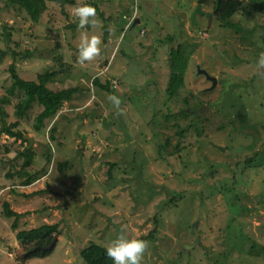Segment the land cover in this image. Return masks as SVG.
<instances>
[{"label": "rangeland", "instance_id": "rangeland-1", "mask_svg": "<svg viewBox=\"0 0 264 264\" xmlns=\"http://www.w3.org/2000/svg\"><path fill=\"white\" fill-rule=\"evenodd\" d=\"M124 1L55 2L34 23L0 0V100L10 99L0 103V133L14 125L25 138L0 134V192L20 204L18 231L58 226L14 248L17 235L3 217L0 236L6 245L15 242L5 257L17 264H85L81 252L90 243L105 247L124 231L147 241L141 264H264V67L258 66L264 15L235 16L234 23L255 30L244 38L214 15L217 0ZM238 1L249 11L261 2ZM77 3L96 8L98 23L86 28L101 41L100 54L83 64L71 15ZM198 5L203 14L193 25ZM119 6L120 16L133 17L125 33ZM180 45H190L193 55L184 86L170 98L169 59ZM11 68L29 82L57 73L49 89L79 92L37 130L44 108L35 103L17 116L23 95L8 93ZM198 68L216 78L215 88ZM32 175L38 192L17 193ZM57 236L50 257L21 261L34 248L50 250Z\"/></svg>", "mask_w": 264, "mask_h": 264}, {"label": "trees", "instance_id": "trees-1", "mask_svg": "<svg viewBox=\"0 0 264 264\" xmlns=\"http://www.w3.org/2000/svg\"><path fill=\"white\" fill-rule=\"evenodd\" d=\"M260 1H261L260 3H257L254 6V9H251L249 11L247 7L241 5L238 0H217L214 6V15L221 20L224 28L233 29L236 33H241V35L244 36V38H253L255 34L254 29L242 28L237 23H234L233 19L239 13H242L247 17L248 16L253 17L259 13L264 15V0H260ZM49 2L50 4H48ZM55 2H59L64 5L67 3L72 4L74 1L73 0H9L8 3L11 4L12 6L18 7L19 9H23L25 12H27V14L34 23H38L40 17L47 11V8L53 6V3ZM187 46L180 45L177 50L172 49V52L170 54L169 67H170L171 75H170V82L166 89V93L170 98H174L179 93L181 88L184 86V80L182 78L189 69L193 55V50H191ZM1 58H4V55ZM10 73L14 80V83L8 89L9 95L10 96H15L16 94L23 95V99L20 103L21 105L18 106V111L16 113L17 116L24 117L28 109H30V107L35 103H37L38 105L44 108L43 112L38 117L39 126L37 127V130H40L42 128L45 120L54 118L57 115V113L62 109L64 104L70 101L71 99H73L74 95L78 94L79 92V88L67 89L59 92H55L49 89L48 84L57 75V73L47 72L44 75H39L36 82H29L23 79L22 77L19 76V74L14 68L10 69ZM95 82L96 85L102 87L105 91L110 92L108 87L99 84L98 81ZM0 103H2L3 105H7L10 103V99L8 97H5L0 100ZM0 110H2L3 114L5 115L1 107ZM12 127H14V125L12 126L10 125L9 127H6L4 130L1 131L0 134L2 135L6 134L12 138L25 140L24 136L21 133L12 131ZM30 155L32 156L33 153H31ZM24 157L25 160H27V162L29 161L28 164L32 165V163H30L31 158L28 156V153L24 154ZM252 161L253 160H251L250 162L249 161L244 162V169L242 170V172L236 170L237 171L236 179L240 180L243 177V175L247 172L245 171V169L250 167ZM28 164L26 163L24 167H26ZM63 166L66 167L67 163H65ZM112 167H114V165H112ZM214 175L215 172L211 173L212 177H214ZM37 178L38 177H35L34 175L29 176L28 180L24 184L26 186H31L35 183V180H37ZM220 184L221 182L217 187L215 186L216 189L217 188L218 190L220 189ZM241 194L242 196H244L243 192H241ZM237 196L238 194L234 193L232 200H234L235 197ZM3 213L5 218H7L8 220H13L12 230L18 231L19 222L23 217V215L12 210L10 204L7 202L4 203ZM51 229H55L56 231L58 229V226L43 225L38 229L36 228L29 231L20 230L16 234L17 241L21 244L20 245L21 247L22 246L26 247V242H25L26 237H30L39 234L43 231L51 230ZM51 254H52L51 250H48L47 248L44 247L42 248V246H40L38 248H34V250L30 252L28 251L24 255L25 260L21 259V261L26 262V260H33L37 258L46 259L50 257ZM81 258L83 259L85 264H113V261L110 258H108L106 255L105 247L96 243H90L89 246H87V248H85L81 252Z\"/></svg>", "mask_w": 264, "mask_h": 264}, {"label": "clouds", "instance_id": "clouds-1", "mask_svg": "<svg viewBox=\"0 0 264 264\" xmlns=\"http://www.w3.org/2000/svg\"><path fill=\"white\" fill-rule=\"evenodd\" d=\"M96 14V8L92 4L77 3L72 6L71 15L76 19L77 29L81 33L77 56V60L81 64L93 60L100 54L101 41L99 37L89 36L86 28V26L98 23ZM258 66L264 67V53L260 54ZM109 98L119 107L120 100L118 97L110 96ZM147 247V241L129 237L126 232L121 231L107 242L105 252L107 257L113 261V264H141Z\"/></svg>", "mask_w": 264, "mask_h": 264}, {"label": "crops", "instance_id": "crops-1", "mask_svg": "<svg viewBox=\"0 0 264 264\" xmlns=\"http://www.w3.org/2000/svg\"><path fill=\"white\" fill-rule=\"evenodd\" d=\"M73 1H77V0H73ZM120 4L121 3H123V4H126L125 2L126 1H124L123 2V0H117ZM139 1H143V0H136V2H139ZM128 3V2H127ZM130 9L131 10H133L134 12L136 11L137 12V14H135L136 16H138V13L140 14V11L138 10V8H136L135 6H132L131 5V7H130ZM116 10V13H117V15H119L118 16V18H117V20L118 19H120V24H122V27H121V32L122 33H125V30L127 29V28H129V25H130V23H131V20L133 19V17H131V16H129V15H127V14H125L124 16H120V12L122 11V9L120 8V6H119V8H116L115 9ZM125 13V12H124ZM33 187H35V184H33V185H31V186H24L23 187V191L22 192H17V193H19V194H23V193H25V194H27V195H33L34 193H36V192H38L37 190H36V188H33ZM39 193H41V191H39ZM13 194H16V192L15 193H13ZM24 196V195H23ZM5 197H7V199H6V202L7 203H9V204H11L10 206H12L11 207V209L12 210H14L15 212H17L16 210H15V207L16 206H19L20 204L19 203H15V200H17V198H16V196H14V195H7V194H5V190H2L1 192H0V209L2 208V201L3 200H5ZM25 197V196H24ZM15 199V200H14ZM5 202V203H6ZM17 213H19V214H22L21 212H17ZM23 215V214H22ZM4 217V213H3V208H2V211L0 212V221L2 222V221H5V219L3 218ZM28 221H25L24 223H27ZM8 223H10V228L12 229V223H13V220H9V222ZM23 223V222H22ZM29 223H31V222H29ZM19 226H20V223H19ZM8 228H9V226H7ZM15 232V234H17L18 232L17 231H14ZM0 239H1V242H0V256H2V255H4V257H3V260L4 261H1L0 260V264H17V262H13V261H10L9 259H7L6 257H5V254H6V252H8L5 248H6V246H9V247H11V246H13L14 244H15V242H14V239L12 238L11 240H13V245H10V244H8V245H6L7 244V239L6 238H4L3 236L1 237L0 236ZM14 248H20V243L18 242V244L16 243L15 245H14ZM9 256L10 257H12L11 256V253L9 252ZM36 260V259H35Z\"/></svg>", "mask_w": 264, "mask_h": 264}, {"label": "water", "instance_id": "water-1", "mask_svg": "<svg viewBox=\"0 0 264 264\" xmlns=\"http://www.w3.org/2000/svg\"><path fill=\"white\" fill-rule=\"evenodd\" d=\"M198 14H203V12H202V10H201V5H198L197 8L195 9V11H194L193 14H192L191 21H192V24H193V25L196 24V16H197ZM207 16L210 17V14H207ZM139 22H140V21L137 20V21L133 24V27H135L136 24L139 23ZM198 73H199V75H200V74H201V75H204L208 81H211L212 84H213V85H212V88H215V86H216V84H217V80H216L215 77L211 76L206 70H203V69H201V68H198ZM203 111H205V110L202 109L201 112H203ZM28 141L31 142V143H33V141H31V140H28ZM219 149L223 150V148H221V147H220ZM197 233H198V232H197V225H195V226L193 227V234L197 235ZM198 236H199V234H198ZM56 239H58V236L55 237V241H54L53 244L51 245L50 250L56 245V242H57ZM188 249H189V248H188ZM51 251H52V250H51ZM72 256H73V253H70V257H72ZM71 264H74V260L71 261Z\"/></svg>", "mask_w": 264, "mask_h": 264}]
</instances>
